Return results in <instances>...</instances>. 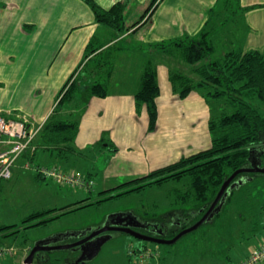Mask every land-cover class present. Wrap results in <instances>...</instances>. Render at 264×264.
<instances>
[{
	"label": "crops",
	"instance_id": "crops-1",
	"mask_svg": "<svg viewBox=\"0 0 264 264\" xmlns=\"http://www.w3.org/2000/svg\"><path fill=\"white\" fill-rule=\"evenodd\" d=\"M93 1L107 10L124 0ZM134 1L141 4V8L150 2ZM227 14H232L229 18L233 24L230 26ZM235 28L241 29L238 36ZM202 31L208 33V41L214 47L213 55L217 39L226 35L228 45L223 44L221 54L256 51L264 58V0H161L149 24L142 29L133 27L120 36L98 23L83 0H0V116L23 120L29 127L41 126L51 116L78 122L74 141L77 153L58 155L56 150L38 144L33 153L26 151L16 161L21 159L23 165L29 164L27 169L32 170L36 182L47 179H37V167H57L62 172H75L93 183L94 176L101 174L96 185L99 192H104L208 149L211 140L205 139L206 147L190 153L198 146L197 138L183 140L160 134V125L165 128L170 116L184 120V114L188 112V121L198 123L201 120L202 124L207 123V128L212 118L210 100L203 97L205 90L191 91L182 99L173 92L169 75L179 72L175 64L166 62V67L155 69L159 86L155 132L148 130L145 107L137 112L134 100L145 67L151 63L155 68V60L165 58V54H152L147 47L162 41L192 38ZM91 45L98 51L86 56L87 47ZM112 51L114 56L119 55L128 64L127 76L118 75L115 78L118 84L106 88L105 97L93 96L87 100L82 95L84 93L78 94L54 111L61 89L73 74L80 76L83 73L89 81L101 83L102 72L86 73L84 68H88L89 63L93 66L97 63L94 59L96 53L109 54ZM219 54L213 61L218 60ZM113 75L112 69L105 77L110 79ZM160 77L163 79L162 91ZM131 131L146 138L145 144L141 138V144L132 147ZM5 148L6 145H0V149ZM98 155H103L104 168L101 170L97 168ZM28 159L34 163V168L30 167ZM56 161L63 162V165H56ZM47 162H53V165ZM79 168L82 171H78ZM122 171L128 175L118 178ZM54 183L56 188L52 186L51 191L57 193V188L64 184ZM69 191L66 192L72 195L70 197L78 195ZM65 196L60 197L66 199ZM53 209L57 208L47 210ZM29 249L24 248L17 263L23 264ZM17 255L18 252L14 251L11 256ZM44 258L47 259V255Z\"/></svg>",
	"mask_w": 264,
	"mask_h": 264
},
{
	"label": "rangeland",
	"instance_id": "rangeland-1",
	"mask_svg": "<svg viewBox=\"0 0 264 264\" xmlns=\"http://www.w3.org/2000/svg\"><path fill=\"white\" fill-rule=\"evenodd\" d=\"M158 2H161V0H150L148 5L141 8V4L134 0H124L114 3L107 10H110L116 4L124 3L125 26L131 29L133 27H136V29H142L149 24L150 17L152 16ZM148 8L149 10H147ZM231 15L232 14H227L226 16L229 26L230 24H233V20H230L229 18ZM240 30V28H235L237 36L240 34ZM126 32L127 31L123 32L121 35H125ZM220 33H223V31ZM207 36L208 33L202 31L198 36L192 37L193 39L186 37L173 41H162L150 44L147 49H149L152 54H165V58L162 59L161 57L164 61L154 59V66H156L155 69L158 71L162 67H166L167 63L172 65L175 64L174 66L177 67L179 72L192 77L195 76V79L200 78L198 76L199 71L196 69H199L204 65L207 66V62L201 61V63L198 62L196 64L189 65L186 63L183 54L194 43V41L202 43L205 46L206 44L209 46L210 43ZM226 38L227 37L225 35V37L221 36L217 39L216 52L214 55H210V60L208 61L209 63L220 62L219 64H222V62H225L227 59V53L221 54L220 50L227 44ZM213 48L214 47L212 46V51ZM166 51H169V53H165ZM218 54V60L213 61L214 57ZM94 59L97 63L94 64V66L92 63H89L87 65L88 68H86V66L85 68L82 67V71L84 68L83 72L86 73L93 71V73L97 72L100 74V72H102V75L100 74L99 81H101L102 84L105 83L106 88L111 89L113 86L118 84L115 80L118 75L121 77L122 74H125L126 77L128 74V64L124 61V59L119 57V55L114 56L113 51L109 52V54L101 53L100 55L95 56ZM105 60H111V63L106 64ZM99 61H104L105 65L100 67V64H98ZM149 65L153 66L151 63ZM109 69H111V71L113 69L114 71V75L110 79L105 77ZM73 77L74 79L76 78V80H82L84 86L91 85L95 82L93 80L89 81L90 79H88L86 75H83V73H81L80 76L76 75ZM159 83L162 91L164 86L163 79L161 77L159 78ZM61 95L62 92H60L58 100ZM82 95L83 97L86 96L85 94ZM209 102V108L212 112L213 119H217L222 113H229V111L233 109V107L227 105L224 100L218 101L211 99ZM252 103L264 111V104L259 103V101H254ZM139 110H137V112ZM188 114L190 113L185 112L184 120H179L170 116L171 119L167 118L165 128H163V125L162 127L160 125L159 131L161 136L167 138L175 137L176 139L183 140L191 137L192 139L197 138L198 146L194 147L192 152H190L193 153L199 149L202 150L203 146L206 147V140H211L212 135L206 127L207 123L202 124L201 120H199L198 123H192L193 120L190 119V121H188ZM41 126L31 128H39L40 130ZM153 132H155V130ZM136 134V132L131 131L132 147H136L142 138L140 137V134L137 136ZM142 139V142L145 144L147 139ZM33 140V143L31 142L29 146V153H31L34 149L35 140ZM210 147L211 141L209 148ZM101 159H103V155H98L97 162L99 164L97 165V168L99 170L104 168L103 161ZM20 160L21 159L16 161L14 166L11 168V177L8 180L0 181V226L21 225L23 224V221L30 216V214L47 209H61L69 206L75 207L76 204L91 205L62 215L61 217L43 225L29 227L27 229L21 228L18 233L8 237H3L0 234V245L3 247H13L14 251L18 252L17 257L6 256L2 258L0 260V264H19L16 261L17 258H20L21 255L24 254V248L33 247L36 241L67 233H78L80 235H84L86 232L100 226L106 218L113 214L132 213L144 219H153L155 216L168 218L170 217L168 211L177 209L182 210V208L190 207L187 203L185 204L182 201L180 196L177 197L172 194V190L179 191L178 193L181 196L185 195L187 191H189V179L186 177L179 180H170L158 186L151 185L139 192H133L96 203L98 200H101L109 195L101 194L98 186L96 185L98 184V180L101 179V174L94 176L93 183V181L89 178H85L80 174L72 172L80 177L82 185L64 184L63 187H58L59 189L57 188L58 191L56 193L51 191L52 186L56 188V185L51 178H44L45 180L36 182L32 170L27 169L29 164L26 162L23 165ZM32 163L30 162V167L34 168V163ZM51 163L53 162H47L46 164H50L51 166L53 165ZM55 163L59 166L63 165V162L61 161H56ZM42 169L46 168L37 167L36 171L44 177L41 173ZM53 169L54 168H47L46 170ZM77 170L82 171L81 168ZM233 172L227 171V177L224 181ZM121 173V175L117 176L118 178L126 177L128 175L124 171ZM238 176L242 177L241 180L246 178L245 175L241 176L240 174L237 175L233 181L236 182V180L240 178ZM136 179L122 183H129V185L124 186L123 189H117L118 191L116 192L133 189L136 184L131 183V181ZM38 182L42 187H39L40 184ZM89 182L90 184L86 186ZM69 190L78 195L70 197L72 195L69 196L66 192H70ZM60 196L67 197L66 199L68 202ZM228 199L229 202L225 203L221 212H219L221 213L220 216L214 217V219H211L212 221L210 220L209 222L201 224L196 230L181 236L173 244H157L151 241H143L141 239L130 237L124 233H113L111 234V238L103 244L99 253L94 258L87 260L83 264H244L247 257H249L250 250L256 248L258 244L264 242V174H254L250 177V179H245L242 185L234 187L232 190L229 189L225 202ZM57 215H59V211L55 210L52 213L43 215L42 218L40 217L35 221L48 218L49 216L56 217ZM187 218L189 219L188 227H190L200 219V216L198 218L197 214H192ZM184 229L185 228L182 230ZM180 231L177 229L174 230V226H172L169 228V231H167L166 236L162 238L170 240ZM61 239V243H71L74 237H61L60 240ZM138 248L141 249V251H137ZM45 255L49 256L51 261L47 262L48 260H44V264H68L70 259H75V255L70 250H56L47 252ZM34 264L37 263L35 262ZM259 264H264V261Z\"/></svg>",
	"mask_w": 264,
	"mask_h": 264
},
{
	"label": "trees",
	"instance_id": "trees-1",
	"mask_svg": "<svg viewBox=\"0 0 264 264\" xmlns=\"http://www.w3.org/2000/svg\"><path fill=\"white\" fill-rule=\"evenodd\" d=\"M83 1L92 10L95 20L111 28L117 36L131 29L125 26L124 3L116 4L110 10H103L93 0ZM147 10H149V8ZM97 51L98 48H93L91 45V47H87L86 56ZM211 51L212 46H208L207 44L205 46L202 43L194 41L183 54L186 63L189 65L198 62L201 63V61L207 62V66L204 65L205 67L201 66L199 69H196L199 71L198 76L200 78L195 79V76L185 75V73L182 72L171 73L169 75L172 90L179 98H184L191 91L203 89L206 91L205 94H203L205 99L224 100L227 105L233 107L229 113H222L217 119L211 118L209 120L208 129L212 135L211 147L193 155L182 157L173 164L154 170L142 178L131 181V183L136 184L133 189L116 192L118 191L117 189H123L124 186H128L129 183H127L110 191L101 192V194L109 195L98 200L96 203L133 192H139L151 185L158 186L170 180H179L186 177L189 179V191L181 196L178 193L179 191L172 190V194L177 197L180 196L182 201L185 204L187 203L190 207L182 208V210H170L168 211L170 214L168 218L155 216L153 219H144L137 215H133L141 221L163 223L169 221L171 218H176L177 214L186 218L192 214H197V217L199 218L200 216L201 218L203 213L213 202L220 185L227 177V171L233 172L239 168L245 167L248 163L249 151L253 147L263 145L261 149L264 151V111L252 103L254 101H259V103L264 104L263 56L256 51H249L244 54L227 53L225 62L219 64L220 62H208L210 60ZM101 53H96V56ZM107 60H105L106 64H110L109 61L107 63ZM98 64L102 66V62L100 63L99 61ZM110 72L111 69H109L108 75ZM73 76L76 75L73 74L61 89L62 95L57 101L54 111H58L60 106L68 103L78 94L80 96L84 93L87 100L93 96L105 97L107 95L105 83L102 84L95 81L91 85L84 86L82 80H76ZM158 95L159 86L157 84L156 70L153 66L147 65L142 73L140 85L134 95V100L137 110L142 106L146 109L149 131L155 129L157 121L156 98ZM77 132V121L69 119L60 120L51 116L43 123L39 132L34 137L35 145H42L51 151L56 150L58 155L77 153L74 148ZM33 151L31 153H33ZM53 168L59 173H71L70 171L62 172L57 167ZM244 175L251 177L254 174H241V176ZM41 178L44 179V177L37 173V179L41 180ZM228 202L229 199L225 203ZM89 205L91 204H76L75 207L69 206L61 209L36 212L30 214L21 225L0 226V234L3 237H8L18 233L21 228L27 229L29 227L43 225L62 215ZM55 210L59 211V215L56 217L49 216L48 218L35 221L40 217L42 218L43 215L52 213ZM144 214L147 215L146 213ZM220 215L221 213H218L214 217ZM187 225V223L182 227H177V225H175L174 230L177 229L180 231L186 228ZM0 247L3 246L0 245ZM137 251H141V249L138 248ZM45 260H48L47 262L51 261L48 256Z\"/></svg>",
	"mask_w": 264,
	"mask_h": 264
},
{
	"label": "water",
	"instance_id": "water-1",
	"mask_svg": "<svg viewBox=\"0 0 264 264\" xmlns=\"http://www.w3.org/2000/svg\"><path fill=\"white\" fill-rule=\"evenodd\" d=\"M264 153L263 149L260 150V152L257 154V160H253L254 158L252 157L255 155L253 150L249 151V157H248V162L249 166L247 167H242L237 170H235L221 185L216 197L214 198L213 202L209 206V208L205 211V213L202 215V217L192 226L185 228L184 230H181L176 236H174L170 240H166L164 238H153L149 236H145L141 233L136 232L135 230L132 229V227H137L139 225L136 224L138 222V219L136 216H134L132 213L129 214H113L109 216L108 219L112 220L113 218L116 219V227L115 228H106L103 227L99 230L93 231L89 236L84 237L81 240L71 242V243H61L62 239L60 240L61 237H77V236H82L80 234H62L59 236H51L39 241H36L33 247H31L28 251L27 256L23 260V264H34L35 262L37 264H42L43 261L45 260L44 255L47 252L51 251H60V250H75L76 247H84L86 243L94 238L97 237L99 234L105 232V231H110L112 229L117 230V231H122L125 233L130 234L134 238L141 239L143 241H151L157 244H173L175 243L181 236L192 232L196 230L201 224L205 222H209L211 219L214 218L215 215H217L219 212H221L223 205L225 204V198L228 195L229 189L232 190L234 187H238L243 184L245 179H250L247 176L246 178H243L242 180L238 181L237 183H233V179L240 174H264V165L261 166V160L260 157ZM125 217H130L131 218V223H127L125 225H121L122 221L125 220ZM134 222V223H133ZM102 238V237H101ZM109 240V237H103L100 239V241L95 243V247L88 253L86 254L85 248H78L79 251H81V254L78 258L75 259V261L72 264H80L83 261L91 260L94 258L100 251L101 246Z\"/></svg>",
	"mask_w": 264,
	"mask_h": 264
},
{
	"label": "built area",
	"instance_id": "built-area-1",
	"mask_svg": "<svg viewBox=\"0 0 264 264\" xmlns=\"http://www.w3.org/2000/svg\"><path fill=\"white\" fill-rule=\"evenodd\" d=\"M39 128H31L23 120H11L0 116V145L7 148L0 149V181L11 177V168L20 155L29 148ZM44 178H51L60 184L82 185V180L72 172L59 173L56 169L41 170ZM90 184L87 183L86 186ZM14 250L11 247H0V260L11 256ZM264 261V242L250 250L249 257L244 264H259Z\"/></svg>",
	"mask_w": 264,
	"mask_h": 264
},
{
	"label": "flooded vegetation",
	"instance_id": "flooded-vegetation-1",
	"mask_svg": "<svg viewBox=\"0 0 264 264\" xmlns=\"http://www.w3.org/2000/svg\"><path fill=\"white\" fill-rule=\"evenodd\" d=\"M262 146L263 145L255 146V147H253L251 149L255 153V155L252 156L254 158L253 160H257V154L260 152ZM260 160H261V166H263L264 165L263 154L261 155ZM247 166H249V162L247 163V165L245 167H247ZM241 178L242 177L238 178L236 180V182L232 181V184L233 183H237L238 181L241 180ZM129 214H131V213H129ZM108 218H106V220L100 226H98L97 228H95V229H93V230H91L89 232H86L84 235H82L80 237L79 236H77L76 238L74 237V239H72V242L81 240L84 237L89 236L93 231L99 230V229H101L103 227L115 228L116 227V223H115L116 219L113 218L112 220H110ZM137 219H138V222H136V224L139 223V225L137 227H132V229L135 230L138 233H141V234H143L145 236H149V237H153V238L165 237L166 234H167V231H169V228H171L172 226L177 225V227H182L184 224H186V223L188 224V218H186L184 216H181L179 214H177L176 218H171L169 220V222L167 221V222H164V223L163 222H151V221H148V222L146 221L145 222V221H141L139 218H137ZM175 219H176V221H175ZM121 223H122L121 225H125L127 223H131V218L130 217H125V220L122 221ZM170 225H171V227H170ZM186 227H188V225ZM113 233H124V234H127L130 237H133V236H131L128 233L112 229L110 231H105V232L99 234L97 237H94V238L90 239L86 243V245H84V247H81V248H85L84 252L86 254H88L95 247V243L97 244V242L100 241V239H102L103 237H106V238L109 237V239H110L111 236H112L111 234H113ZM78 248H80V247H76L75 250H70L75 255V259L78 258L80 256V254H81V251H79ZM75 259H73V260L70 259L68 261V264H72L75 261ZM83 263H85V261L81 262L80 264H83Z\"/></svg>",
	"mask_w": 264,
	"mask_h": 264
},
{
	"label": "bare ground",
	"instance_id": "bare-ground-1",
	"mask_svg": "<svg viewBox=\"0 0 264 264\" xmlns=\"http://www.w3.org/2000/svg\"><path fill=\"white\" fill-rule=\"evenodd\" d=\"M28 150H29V148H27L23 153H25V152L28 151ZM23 153H22V154H23ZM22 154H21V155H22ZM21 155H20V156H21Z\"/></svg>",
	"mask_w": 264,
	"mask_h": 264
}]
</instances>
